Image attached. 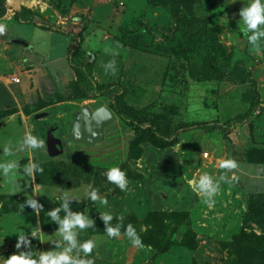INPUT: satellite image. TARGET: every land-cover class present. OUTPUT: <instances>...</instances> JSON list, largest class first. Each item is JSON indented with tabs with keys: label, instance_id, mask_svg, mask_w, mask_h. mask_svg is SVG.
<instances>
[{
	"label": "rangeland",
	"instance_id": "374dc122",
	"mask_svg": "<svg viewBox=\"0 0 264 264\" xmlns=\"http://www.w3.org/2000/svg\"><path fill=\"white\" fill-rule=\"evenodd\" d=\"M247 2L36 0L32 4L40 21L53 20L65 31L70 30L50 34L34 24L10 21L9 17L17 16L20 10L9 0H0V26L4 28L0 37L10 44L16 37L37 45V52L52 71L51 84L58 91L38 102L47 108L51 103L48 99L57 98L49 107L50 112L61 113L53 123L58 124L54 133L62 139L59 146L64 150L62 155L52 156L46 145L45 150L29 151L21 158L25 151L6 154L3 148L17 145L28 127L40 137L43 133L36 112L27 124L21 119L29 106L21 96L6 110L0 109V163L18 157L21 168L33 161L44 169L31 178L21 171L22 179L16 183L22 190L19 195L0 191V264L12 254L29 250L16 247L19 232L25 231L32 241L30 250L37 255L55 247L51 241L32 238L31 228L39 225L45 240L58 239V225L46 212L59 206L55 197L62 191L81 195L79 201L70 202L72 210L96 222L78 237L80 241L97 242L91 254L95 264H264V219L252 218L253 209L260 206L254 197L264 193V165L247 162L248 158L260 157L264 150V110L251 122L231 130L185 133L170 147L154 143L148 134L135 140L133 128L119 117L96 146L68 138L75 111L85 106L94 110L103 105L111 107L109 98L83 100V92L79 94L73 87L78 75L68 65L70 55L65 54L69 46L72 53L78 34L82 38L79 55L92 64L97 82L122 85L125 109L144 123L159 122L167 133L183 124L226 122L244 116L257 95L264 102V43L259 51L254 50L243 31L240 10ZM12 25L15 33L10 37ZM52 42L61 43V48ZM12 50L20 64L23 44L15 43ZM34 54L29 55L30 64L36 62ZM56 55L62 57L55 60ZM113 59L118 69L114 75L104 67ZM60 94L64 98L57 97ZM3 113H7L5 118ZM21 120L25 128L20 127ZM225 159L235 160L237 168L221 169L219 162ZM112 167L126 173L127 191L107 180L105 173ZM203 172L214 177L227 172L229 179L237 178L231 184L221 182L212 207L192 189ZM88 185L107 198L108 206L83 198ZM30 195L44 206L39 215L28 206L21 212ZM104 211L113 214V225L120 216L125 227L131 223L144 247L132 245L124 229L118 238H108L100 218Z\"/></svg>",
	"mask_w": 264,
	"mask_h": 264
},
{
	"label": "clouds",
	"instance_id": "9594fccd",
	"mask_svg": "<svg viewBox=\"0 0 264 264\" xmlns=\"http://www.w3.org/2000/svg\"><path fill=\"white\" fill-rule=\"evenodd\" d=\"M240 17L243 22V31L247 35L248 43L253 46V49L259 51L262 43H264V0H248L247 4L240 10ZM4 31L3 26H0V33ZM105 71L113 75L117 72L116 61L113 59L105 64ZM46 141L39 135L27 134L17 144H9L3 148L6 154L11 155L14 151H36L45 150ZM219 167L225 170H232L237 168V162L233 159H225L219 162ZM22 171V175L31 178L35 173H43V167L36 162L29 161V163L22 166L18 161L12 160L7 163H0V177L5 178L8 183L14 185L12 194L16 193V183L18 179V172ZM107 180L119 187L122 191L128 189V179L126 173L119 167H112L105 173ZM235 179L233 176L229 179L227 172L221 174L219 177H214L208 172H203L199 178L192 183V189L201 196L203 201L212 207L215 203V196L220 191L221 182L231 184ZM35 194H41L39 191H33ZM83 198L91 200L93 204L108 206L107 198L99 194V190L93 188L91 185L83 192ZM75 199L79 201L81 195L72 194L69 191H62L55 197V201H59V206L46 212L49 220L58 225L55 234L58 239L45 240L46 235L39 225L31 228V237L40 241H51L55 247L48 251H41L38 255L31 249L32 241L24 232L18 233L16 247L28 248V251H21L18 254H12L8 258H4L3 264H95L94 258L91 254L97 247V242L94 239H87L80 241L79 235L86 229L95 227V220L89 218L88 215L82 212L73 211L70 202ZM25 206L39 215L44 211V206L40 203L34 195L27 196L24 204H22L21 212ZM64 213L62 216L61 213ZM100 218L105 224V232L108 238H118L121 235V230L124 229V235L128 241L137 248H143L144 243L138 234L136 228L129 223L124 226V217H118V223L112 224L114 216L111 212H100ZM3 239H0V244Z\"/></svg>",
	"mask_w": 264,
	"mask_h": 264
},
{
	"label": "trees",
	"instance_id": "16d2710c",
	"mask_svg": "<svg viewBox=\"0 0 264 264\" xmlns=\"http://www.w3.org/2000/svg\"><path fill=\"white\" fill-rule=\"evenodd\" d=\"M16 20L24 22V23H39L36 15L33 14L30 10L24 7L21 11L17 13ZM43 26L49 29H56L57 32L68 33L61 26H55L49 23H43ZM78 40L76 39V45L73 46L72 53H70V63L72 64L73 69L76 71L78 75V80L73 83V87L75 90L79 91L81 99H97L101 97H107L111 102V109L116 113V115L133 128L135 134V140L139 139L143 134H148L151 136L154 143L170 147L175 146L180 137L188 132L193 130H206V131H226L234 129L237 125L245 124L247 122H251L258 111L264 110V102L260 99L259 95L256 96L255 99L251 101V106L247 113L244 116L232 118L226 122L222 121H204L194 124H183L181 126L176 127L173 131L165 132L162 128V125L159 122H151L149 124L144 123L143 120L137 118L135 114L130 111H127L122 103V96L124 92V87L119 83H106L100 84L95 79L92 70V64L89 62H85L83 57L79 55L82 48V38L80 34L77 35ZM64 98L62 94L57 95V97ZM48 99L53 104L57 98ZM43 108L42 103H35L28 106L27 114H33L38 110ZM14 111V110H13ZM9 112V116H10ZM7 115V113H3L2 116ZM41 126V124H40ZM41 128V127H40ZM41 138L44 139L43 136ZM260 157L256 159L248 158L247 162L253 165H264V150L261 152ZM255 203L259 204L256 209L252 211V218L254 220H262L264 219V193L257 194L255 197ZM243 247V246H242ZM248 254V252H245Z\"/></svg>",
	"mask_w": 264,
	"mask_h": 264
},
{
	"label": "crops",
	"instance_id": "0c3cea01",
	"mask_svg": "<svg viewBox=\"0 0 264 264\" xmlns=\"http://www.w3.org/2000/svg\"><path fill=\"white\" fill-rule=\"evenodd\" d=\"M32 1L24 0L23 3H22L23 8L26 7L33 14H35L36 18L39 21V23H34L33 22V23H30V24H34L41 31L49 32L50 34H55L56 33V29L55 28L54 29H49V28H46V27L43 26V22L39 20L36 11L33 8V6L35 4H32V3H34V1H36V0H32ZM9 20L10 21H15L16 20V16L15 17L12 16L11 18L9 17ZM16 21L17 22H21V21H18V20H16ZM51 21H52V23H50V22H47V23L55 25V26H58V24H55L56 22H54L53 20H51ZM36 24H38L39 26L36 25ZM14 28H15L14 25H12L10 27V31H11L10 32L11 33L10 37L13 36V33H15L13 31ZM67 31H70V30L67 29ZM53 36H54L53 39L58 40V38L55 35H53ZM15 38L16 37H12V39H15ZM10 41H12V40L10 39ZM28 43H29V47L26 46L25 44H23V49L24 50L23 51H21V50L19 51V56H22V59L20 61V64H18L17 63V59H16V57L18 55L17 54H12V51H13L12 50V46L15 43H12L13 44L12 45V44L8 43L5 38L0 37V109H2V110H6L8 108V106H10V104L12 105V100H18L17 96H21L23 98L21 100L22 102L25 99L28 100L29 101L28 105L30 106L32 104L37 103L40 99H46L47 97L49 98V96H51V95H55L57 93V91H58L57 88H55L56 86L51 84V81H54V79H53V77H51L52 71L48 68V62H46V60H44L43 57L40 56V54L37 52V50H36V46L37 45H32L31 42H28ZM52 44H53V46L61 48V43H59V42H52ZM70 48L71 47L69 46V52L68 53L66 52V54H65L66 56L70 55L69 54L70 51H71ZM66 49L68 50V46L66 47ZM31 52L35 53L34 54V58L33 57L32 58L34 60H36V62H34L33 64H30L29 63L30 61L28 60V59H31V57L29 56V55H31ZM58 52L59 51H57V53ZM28 53H30V54L28 55ZM61 57L62 56H59V55L57 56L56 55V57L54 59L56 60V59L61 58ZM27 63H29V65ZM68 65L71 67L72 71L74 72L72 64L69 62ZM22 67L24 69L25 68H27V69L22 70L21 69ZM14 77H19L21 79L20 82H15L13 80ZM50 109H52V107L51 106L50 107L47 106V108L40 109V110H38L36 112V114H37L39 112H44V111L48 112V110H49V116L39 120L40 121L39 124H41L43 121H45L46 124H47V127H48L51 124H53V121H55V120H57L59 118V116H60L59 114H61V113H59L57 111L58 114H55V112L52 111V110L50 112ZM30 115L31 114L25 113L23 115V117H21V119H23L24 123L27 124V122H28L27 119H29ZM16 122H19V121H16ZM19 123H20V127L22 128L23 127L22 120ZM5 125L6 124H4V126ZM25 127H23V128H25ZM25 131H26L25 132L26 135L29 134V133L37 135L35 132L31 131L29 129V127ZM63 139H64V144L67 145L68 144L67 140L65 138H63ZM28 152L29 151H25V153L21 154L19 156V158L23 157L24 155H27ZM16 159H18V157L15 158L14 160H16ZM5 160L6 159H3L1 162L2 163H7L8 161H5ZM17 175H18V179L17 180L22 179L20 177L21 172H18ZM5 185L6 186L10 185L11 187H4ZM13 187H14L13 184L8 183L5 180V178L0 177V191L4 190V194L5 195L7 193L12 194V188ZM15 187H16V185H15ZM21 191L22 190L19 189V187L18 188L16 187V193H13V195H19V193Z\"/></svg>",
	"mask_w": 264,
	"mask_h": 264
},
{
	"label": "water",
	"instance_id": "95a60500",
	"mask_svg": "<svg viewBox=\"0 0 264 264\" xmlns=\"http://www.w3.org/2000/svg\"><path fill=\"white\" fill-rule=\"evenodd\" d=\"M9 1L11 4L17 6L20 11L23 9L22 3L16 0ZM12 42L29 46L28 42L20 39H13ZM75 115L76 119L69 130L68 138L75 143H81L87 146H96L102 143L106 136L107 127L118 120L116 113L106 105L95 110L89 106H85L75 111ZM47 116H49V112L47 111L35 114V118L40 120ZM41 131L46 141L49 154L52 156L61 155L64 151L59 146V144L61 145L62 139L47 127L45 121L41 123Z\"/></svg>",
	"mask_w": 264,
	"mask_h": 264
},
{
	"label": "flooded vegetation",
	"instance_id": "af4514ba",
	"mask_svg": "<svg viewBox=\"0 0 264 264\" xmlns=\"http://www.w3.org/2000/svg\"><path fill=\"white\" fill-rule=\"evenodd\" d=\"M53 122H54V121H53ZM57 125H58V124L53 123V124H51L50 126H48V128H50V130H53V131L55 130V131H56V130H57Z\"/></svg>",
	"mask_w": 264,
	"mask_h": 264
},
{
	"label": "built area",
	"instance_id": "2783aa9c",
	"mask_svg": "<svg viewBox=\"0 0 264 264\" xmlns=\"http://www.w3.org/2000/svg\"><path fill=\"white\" fill-rule=\"evenodd\" d=\"M113 1H115V0H113ZM13 80H14L15 82H20L21 79H20L19 77H14Z\"/></svg>",
	"mask_w": 264,
	"mask_h": 264
}]
</instances>
